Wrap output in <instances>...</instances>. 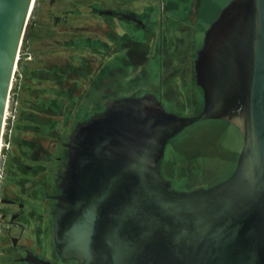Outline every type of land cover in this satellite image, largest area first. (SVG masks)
Returning a JSON list of instances; mask_svg holds the SVG:
<instances>
[{
  "label": "water",
  "instance_id": "1",
  "mask_svg": "<svg viewBox=\"0 0 264 264\" xmlns=\"http://www.w3.org/2000/svg\"><path fill=\"white\" fill-rule=\"evenodd\" d=\"M35 0H0V149L19 49ZM202 106L166 110L152 92L110 97L72 125L52 209L54 244L73 264H264V0H223L202 28ZM235 123L233 171L175 189L167 142L202 119ZM15 261L55 264L32 254Z\"/></svg>",
  "mask_w": 264,
  "mask_h": 264
},
{
  "label": "rangeland",
  "instance_id": "2",
  "mask_svg": "<svg viewBox=\"0 0 264 264\" xmlns=\"http://www.w3.org/2000/svg\"><path fill=\"white\" fill-rule=\"evenodd\" d=\"M195 1L118 2L123 8L138 10L148 4V12L151 13L147 18V30L131 26L130 29L135 31L129 33L135 39L129 45L130 49H126L123 42L125 38L118 33L124 31L127 23L99 14L93 9L95 0H35L20 45L9 93L0 149V172L6 162H16L21 153L26 157L23 161L28 163H44L40 159L52 152L53 155L64 156L62 142L67 140L77 116L81 112L91 111L92 114L99 111L106 98L122 91L134 94L147 89L155 94L163 92L166 110L183 115L198 112L201 108L199 90L193 84L184 93L179 92L175 75L170 73L180 65L189 85L192 70L184 71V65L192 69V57L195 45L201 43L202 28L206 20L213 19L216 8L223 0H201L202 6L196 21L193 19L194 13L188 11L186 25H179L178 21L165 18L156 10L162 6L163 13L173 15L179 11L176 8L178 4L189 2L192 6ZM113 4L114 0H104L101 6ZM196 27L200 33L197 30L194 32ZM141 34L145 36L144 46L139 41L135 42L137 36L141 38ZM191 36L194 38L191 39ZM94 44L98 45L94 47ZM146 46L149 57L140 63L141 67L136 66L135 63L141 59L137 54ZM179 49L180 55L175 57L174 52ZM123 51H130L136 56L127 70L114 65V58ZM155 55L160 56L165 63L157 64L153 59ZM58 69L65 71V78L61 81L55 77ZM68 88H73L78 97L72 106H68L69 99L64 92H61V97L67 107L63 110L49 106L47 102L44 108L36 104L41 99L56 96L59 89L64 91ZM179 97L183 100L188 98V105L180 104ZM191 97H196V103L192 102ZM242 144L243 138L235 123L213 118L196 121L167 142L160 161L161 175L170 179L175 189L210 185L224 179L232 171ZM64 162L65 158L48 160L53 186ZM2 181L5 178L0 176V184Z\"/></svg>",
  "mask_w": 264,
  "mask_h": 264
},
{
  "label": "flooded vegetation",
  "instance_id": "3",
  "mask_svg": "<svg viewBox=\"0 0 264 264\" xmlns=\"http://www.w3.org/2000/svg\"><path fill=\"white\" fill-rule=\"evenodd\" d=\"M103 1L104 0H95L93 9L101 15L109 16L127 23V25H125L126 27H124V31L118 33V35L125 38L123 41L124 46H126V49H130L129 45L134 42L135 39L134 36L129 33L131 30L132 32L135 31L130 29L131 26H135L142 31L147 30V27H149V21L147 19L149 15H151V13L148 12L149 5L145 4L140 10L132 8L129 9V7L123 8L120 5L121 3H118L121 2V0H114L115 4L112 6L102 7L101 5H103ZM189 2L188 4H178L176 8L179 11L173 15L165 12L163 13L164 9H162V6L158 7L156 10L159 15L163 14L165 18H172L178 21L179 25H183L186 22L185 17L188 11L192 14L194 13L193 19L196 21L197 13L202 6L201 0H196L192 6H190L191 3ZM195 24L196 23H194V27ZM196 30L199 32L197 27L195 28L194 32H196ZM141 35V38L137 36V40L135 42L139 41L140 45L142 44V46H144L146 44L145 36L143 34ZM193 35L194 34L192 33V36ZM192 36L191 39L194 38ZM202 39L203 38H201L200 45L202 44ZM96 45L98 44H94L93 46L95 47ZM156 45L157 48H159V41H157ZM147 48L148 46L144 47L142 51L138 52L137 55H140L141 59L135 63L136 66L141 67L140 63H144V59L149 57ZM131 54L134 57L131 56ZM174 55L175 57L176 55H180V49L176 50ZM122 56H124V59H121ZM195 56L196 49L195 54L192 57V69L187 65H184L185 69L183 68L184 71L192 70V73H190L191 81L188 83L189 85L186 83V77L183 74V70L181 69L180 65L174 67L170 74L175 75L174 78L176 79V89H178L179 92L184 93V91L188 88L191 89L192 85L194 84L201 95L202 106V89L198 84H195L194 81ZM134 58H136L134 53H130V51H123L121 55H117L114 58V65L127 70L130 67V64L134 63ZM153 59L154 61L156 60L157 64L165 63L158 55H155ZM167 77L169 76L167 75ZM147 91L152 92L150 89L144 90L138 94H134V92L127 93L122 91L119 94H114L108 98H117L125 95H141ZM155 96L164 106V102L166 103V98L163 96V92L158 91ZM108 98H106V100ZM178 99L180 104L188 105L189 103L188 98V100H183L182 97H179ZM191 100L193 103H196V97H194V99L191 97ZM64 142L65 141H63L62 144ZM53 154V152L49 156L48 154H45L40 159L44 160V163H28L23 161V158L26 157L21 153L20 156H17L16 162H11L10 164L9 162H6L3 166L2 172H0V176L5 178V181H2L3 183L0 184V264H32L31 261H15L16 258L26 255L25 248H32V254L43 257L55 264H73L76 262V259L74 258H62L58 254L54 244L52 209L56 202L55 195L59 193L60 189L57 187V181L59 180L58 177L53 186V174L51 167L48 165V160L50 161L55 159L56 161H59L62 158H65V154L64 156H61L60 154Z\"/></svg>",
  "mask_w": 264,
  "mask_h": 264
},
{
  "label": "trees",
  "instance_id": "4",
  "mask_svg": "<svg viewBox=\"0 0 264 264\" xmlns=\"http://www.w3.org/2000/svg\"><path fill=\"white\" fill-rule=\"evenodd\" d=\"M86 41H88V39H86ZM55 77L58 78L59 81H61V79L65 78V71H61L60 69H58V72L56 73ZM61 92H64V95H66L68 97V99H69V105L68 106H72L73 104H75L77 102V98L78 97H77V94L75 93V90L73 88H68V89H65L64 91L59 89V91H56V96L54 95L53 97H48V98L41 99L36 104H40V105H38V107L44 108V106H46L45 102H47L49 104V106H52V107H55L57 109L63 110L64 108L67 107L66 106L67 104H65V102L62 100L61 96H63V93H61ZM51 103H53V105H51ZM80 112L81 111H79L78 114ZM90 115H91V111H88L86 113L81 112L77 116L78 119H76V121L81 120V119H85V118H87ZM234 165H235V161H234Z\"/></svg>",
  "mask_w": 264,
  "mask_h": 264
},
{
  "label": "built area",
  "instance_id": "5",
  "mask_svg": "<svg viewBox=\"0 0 264 264\" xmlns=\"http://www.w3.org/2000/svg\"><path fill=\"white\" fill-rule=\"evenodd\" d=\"M7 107H8V105H7ZM6 111H7V109H6ZM5 118H6V116H5Z\"/></svg>",
  "mask_w": 264,
  "mask_h": 264
},
{
  "label": "bare ground",
  "instance_id": "6",
  "mask_svg": "<svg viewBox=\"0 0 264 264\" xmlns=\"http://www.w3.org/2000/svg\"><path fill=\"white\" fill-rule=\"evenodd\" d=\"M6 113H7V111H6Z\"/></svg>",
  "mask_w": 264,
  "mask_h": 264
}]
</instances>
